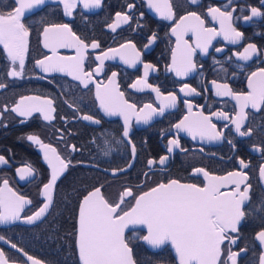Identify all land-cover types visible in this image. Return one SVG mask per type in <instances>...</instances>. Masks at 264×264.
<instances>
[{
  "label": "flooded vegetation",
  "instance_id": "af4514ba",
  "mask_svg": "<svg viewBox=\"0 0 264 264\" xmlns=\"http://www.w3.org/2000/svg\"><path fill=\"white\" fill-rule=\"evenodd\" d=\"M225 2L226 0H201L200 5H191L189 0H169L174 14L170 20L162 19L154 10L149 9L146 0H103L102 6L98 9L85 10L82 6H77L72 16L64 14L63 5L56 3L55 0H48L37 14L27 15L25 22L31 25V31L23 79L13 80L6 76L9 61L6 59L3 46L0 45V80L9 82L7 89L0 90V105L7 104L12 107L25 96L50 98L53 99V107L56 109L55 119L51 122L45 121L38 113H33L29 118L19 117L11 112L5 114L4 123L7 127L0 126V155H3L9 163L0 165V183L7 178L13 191L32 202L25 206L22 216L31 215L42 205L45 199L43 184L48 182L51 169L47 161L43 159V152L25 139L29 134H36L44 143L56 147L62 157L73 160L74 166L70 167L58 180L54 202L41 220L33 224L17 221L10 225H0V235L15 242L29 255L40 260L41 264H79L74 228L79 203L87 191L102 186L103 195L111 202H116L126 187H131L136 194H141L169 179H179L181 182L203 186L204 177L202 174L194 175L195 168H204L215 176L227 175L228 172L241 170L238 157L250 163L248 169H243L249 174L248 183L252 185L250 206L264 209V181L260 180L258 171L260 164L264 163V152L254 150L256 147L264 146V131L260 130L264 127V106H261L259 110L252 109L250 106L245 109L248 113V121L255 129L250 137H240L234 131L229 132V129L233 127L229 121L211 115L213 112L223 111L234 118L235 113L239 111L235 100L231 97L215 96L212 80L226 82L233 92L246 94L250 90L249 75L252 71L264 67V54L256 55L250 61L238 60L234 55L236 52H242L243 47L248 43L256 44L258 51L264 53V17H255L248 22L243 19H234L233 26L244 33V39L240 44L233 45L222 36H217L212 41L207 55L197 50L194 60L198 73H203L202 76L193 73L182 78L166 70L171 67L172 50L176 47V37L172 35L171 29L180 22V17L190 11H196L205 20L206 27H213L219 31V23L207 16V8L222 6ZM128 3L135 5L132 9V21L121 24L113 32L108 25L115 21L116 12L128 11L126 8ZM245 5L257 7L264 12L262 0H235L234 6L238 10L233 14L234 17L241 15L240 9ZM12 7H14L13 0H0V11H6ZM140 13H143V17ZM250 14V9L245 8L243 15ZM45 23H68L72 31L86 43L91 44L94 40L99 42V48L88 49L85 61L86 71L94 69L99 63L95 61L96 55H102L109 48H118L126 41H131L140 51L141 60L155 65L157 69L155 72H149L148 83L159 87L164 95L170 92L177 95L176 106L166 109L162 117H154L149 124H136L133 121L138 155L134 166L126 173L112 175L111 172L102 171L104 168L123 167L128 161V153L124 145L119 142L123 120L119 116L110 117L103 113L99 107V101L95 98V85L90 84L89 88L85 89L82 85L78 86V81L63 73L51 74L47 80L38 79L39 69L33 71L37 59L51 55L50 50L43 47V39L39 35ZM153 33L156 34L157 39L146 49L145 45ZM184 39L189 44L195 45L196 37L191 33H187ZM215 48H222L223 51L217 53ZM124 51L129 55L132 54L131 49ZM57 54L74 56L75 49L58 48ZM214 58L220 63L214 64ZM221 65L227 69V73L221 69ZM113 71L118 73L116 82L119 85V91L124 93V99L129 103H135L138 107L147 103L153 104L154 107L159 106L160 101L155 93L147 89L140 92L130 87L138 78L143 77L142 64L138 63L135 68H131L118 57L107 60L105 73L95 79L103 86L107 84V77ZM185 83L195 87L201 95H185L180 92V88ZM205 88L209 91H204ZM185 100L192 105L191 113L184 103ZM73 101L80 104L83 113L92 114L100 119L101 124L96 125L79 119L81 113L69 107ZM25 103L35 102L25 101ZM201 112L205 116H211L217 130L224 131L228 139H233L235 149L227 143V139L207 142L200 140L199 137L193 139L186 132L181 131L177 134L173 125L185 116H189L190 120L195 119ZM21 120L26 122L21 123ZM225 124L229 125V129L224 128ZM57 130H66L63 140L59 139L60 133ZM69 132L71 135L68 134ZM173 138H178L181 148L186 151L174 148L172 153H168V140ZM68 144L77 145L80 151L69 153L66 147ZM105 152L108 153L107 156L104 155ZM163 155L169 157L165 165H156L152 169L146 167L148 158L158 159ZM79 161L84 163H78ZM93 161L100 165L99 169L89 166ZM26 165L33 167L34 175L20 180L17 169ZM144 173L148 174L147 180ZM227 190L221 189V191ZM131 203L134 202L129 199L128 204ZM245 207L247 211L249 205L246 204ZM262 228H264V211L246 215L240 226L238 245L239 247L247 245L249 251L242 260L238 258V264H257L261 247L255 240V234ZM129 238L133 240L134 258L137 264H178L171 246L156 250L143 241L135 240L131 236ZM0 249L17 261V264H31L26 257L3 241H0ZM233 250L238 248L233 247Z\"/></svg>",
  "mask_w": 264,
  "mask_h": 264
},
{
  "label": "snow or ice",
  "instance_id": "6c2138e0",
  "mask_svg": "<svg viewBox=\"0 0 264 264\" xmlns=\"http://www.w3.org/2000/svg\"><path fill=\"white\" fill-rule=\"evenodd\" d=\"M56 3L63 5L64 14L72 16L77 6L83 9H98L102 6L103 0H55ZM201 0H189L191 5H200ZM48 3V0H13L14 7L6 11H0V45L6 53L9 61V70L6 76L14 79H23L26 71V58L28 54V38L30 36L31 25L25 22L29 13L37 14ZM147 7L154 10L162 19L170 20L173 18L172 5L169 0H146ZM264 4V0H262ZM235 0H226L222 6H209L207 16L211 17L220 25L219 31L213 27H206L205 20L196 11H190L180 17V22L171 29V33L176 37V47L172 50V64L167 71L174 72L177 77H188L190 74L198 73L197 64L194 57L199 50L200 53L207 55L212 41L217 36H222L224 40L233 45L240 44L244 39V33L238 31L233 26V21L243 19L245 22L252 21L255 17H264V12L259 8L245 5L240 9L241 15L234 17L237 12ZM133 3H128L127 12H116L115 21L108 27L115 32L121 24H128L133 19ZM245 8L250 9V15H243ZM143 17V13H140ZM139 27V24H138ZM191 33L196 37L195 45H191L184 36ZM43 39V47L49 49L51 55H45L37 59L33 71L39 69L38 79L47 80L51 74L63 73L71 76L78 81V86L88 89L90 84L95 85V98L99 101V107L107 116H119L123 120L121 130V140L125 151L128 153V161L123 167L104 168L105 173L111 172L112 175L126 173L134 166L138 155L137 145L134 139L133 121L136 124H149L154 117L163 116L165 110L176 106L177 95L168 93L164 95L157 86L148 83L149 72L157 71L155 65L145 63L141 60V53L131 41H126L118 48H109L95 56V61L99 63L94 69L85 70L88 49H97L99 42L92 41L86 43L78 37L68 23H45L39 33ZM157 36L153 33L145 45L147 49ZM58 48H74V56H60L57 54ZM126 49H131L129 55ZM222 48H215V52H222ZM264 54L258 51L257 45L248 43L243 47L242 52L234 55L238 60L250 61L254 56ZM119 58L128 67L135 68L138 63L143 65V77L138 78L130 85L132 89L143 92L146 89L156 94L160 101L158 107L147 103L138 107L135 103H129L124 99V93L119 91L116 82L118 73L113 71L107 77V84L101 85L95 77L105 73V61ZM231 59V57H229ZM214 64L220 62L213 59ZM221 69L227 73L221 65ZM234 75V73H233ZM50 83L52 81H49ZM214 94L217 97H231L235 100L239 111L234 118L226 112H213L211 115L218 116L230 122L233 126L225 124L224 128L229 132L234 131L240 137H250L255 129L248 121V113L245 109L249 106L259 110L264 106V67L252 71L248 77V88L245 93H236L226 82L212 80ZM9 87V82L0 80V90ZM187 89V92H185ZM90 90V89H89ZM204 91H209L205 88ZM180 92L185 95H201L195 87L185 83L180 88ZM25 101L35 103L26 104ZM67 103V102H66ZM189 113L192 105L189 101H184ZM54 101L50 98L40 96L21 97L20 101L14 106L7 104L0 105V126L7 127L4 123L6 113H15L19 117L29 118L33 113L42 115L43 120L51 122L55 119L56 109L53 107ZM75 112L81 113L79 119L100 125L101 120L92 114L82 112L80 104L73 101L69 104ZM75 118V117H74ZM62 119H65L62 117ZM25 123L26 120H21ZM247 122V124H246ZM177 134L186 132L193 139L197 137L202 141L213 142L227 139V143L235 149L233 139H228L225 132L217 130V126L212 123L211 116H205L201 112L195 119L185 116L178 123L173 125ZM264 131V127H261ZM59 139H64V131L57 130ZM71 135V133H68ZM43 152V159L47 161L50 171V178L43 184L44 201L31 215L22 216L26 205L32 202L22 195H18L9 186L7 178L0 183V225H10L17 221L33 224L45 216L48 209L54 202V192L57 188L58 180L65 172L73 167L71 158H64L49 143H44L36 134H29L25 137ZM95 141H93L94 143ZM167 152L172 153L174 148H181L178 138L168 140ZM66 147L69 153L80 151L75 144H68ZM182 151H186L181 148ZM254 150L264 152V146L256 147ZM108 155L107 152L104 153ZM169 159L168 155L157 158H148L146 167L154 168L156 165H165ZM240 166L239 171L228 172L225 176L211 175L204 168H195L194 175H203L204 184L199 186L195 183L181 182L179 179H169L167 182H160L148 191L136 194L131 187H126L120 193L116 202H111L102 193L101 188L94 187L83 195L76 215L74 228L75 247L78 253L79 264H137L134 258L133 240L143 241L152 249H162L171 246L174 250L178 264H238L247 255L249 248L247 245L239 247L240 226L245 220L246 215L258 213L264 209H256L250 206V190L252 188L249 181V174L243 169H248L250 163L243 158H237ZM130 161V162H129ZM9 161L0 155V165H7ZM78 163L83 164L84 161ZM91 167L100 168L96 162L89 164ZM259 178L264 181V163L259 166ZM20 180L33 177L34 169L31 165L17 169ZM145 180L148 174H143ZM231 186V187H230ZM228 189L221 191V189ZM129 199L134 203L128 204ZM246 204L249 205L246 211ZM127 205V206H126ZM255 240L259 242L261 251L257 257V264H264V228L255 234ZM0 241L9 244L16 252L26 257L31 264H41L18 247L15 242L8 240L0 235ZM233 247L238 250H233ZM0 264H17V261L10 258L6 252L0 249Z\"/></svg>",
  "mask_w": 264,
  "mask_h": 264
},
{
  "label": "water",
  "instance_id": "95a60500",
  "mask_svg": "<svg viewBox=\"0 0 264 264\" xmlns=\"http://www.w3.org/2000/svg\"><path fill=\"white\" fill-rule=\"evenodd\" d=\"M223 176H225V175H223ZM258 242V241H257ZM259 243V242H258ZM172 249V248H171ZM172 251H173V254H174V256H175V253H174V250L172 249Z\"/></svg>",
  "mask_w": 264,
  "mask_h": 264
}]
</instances>
